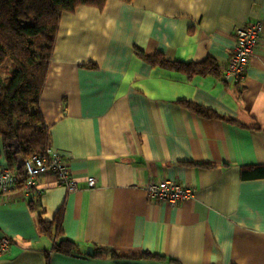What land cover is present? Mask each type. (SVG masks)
<instances>
[{"label": "crops", "instance_id": "0c3cea01", "mask_svg": "<svg viewBox=\"0 0 264 264\" xmlns=\"http://www.w3.org/2000/svg\"><path fill=\"white\" fill-rule=\"evenodd\" d=\"M257 21L264 0H108L64 13L41 107L79 190L48 173L36 177L41 194L0 195V242L12 241L0 264H264V177H251L264 167V31L243 80L228 66L236 28ZM137 49L214 59L219 74L154 66ZM166 180L195 196L151 198L148 184ZM61 211L71 254L39 227Z\"/></svg>", "mask_w": 264, "mask_h": 264}, {"label": "trees", "instance_id": "16d2710c", "mask_svg": "<svg viewBox=\"0 0 264 264\" xmlns=\"http://www.w3.org/2000/svg\"><path fill=\"white\" fill-rule=\"evenodd\" d=\"M108 0H0V142L4 144L9 167L26 181L25 168H18L15 145L25 160L44 155L51 146L50 129L46 123L41 97L46 85L50 63L64 13H74L87 6L103 10ZM130 2L132 0H121ZM137 53L148 63L181 71L189 76L219 74L214 59L182 63L167 60L163 54ZM188 106L199 115L218 117L215 112L198 105ZM251 177H264V167L254 168ZM244 173H247L244 172ZM30 205L34 209L35 202ZM63 211L54 221L40 218V231L56 238L55 249L71 254L76 244L62 236ZM60 239V240H59ZM107 251H100L104 254ZM145 257H156L146 253Z\"/></svg>", "mask_w": 264, "mask_h": 264}, {"label": "built area", "instance_id": "2783aa9c", "mask_svg": "<svg viewBox=\"0 0 264 264\" xmlns=\"http://www.w3.org/2000/svg\"><path fill=\"white\" fill-rule=\"evenodd\" d=\"M263 31L264 25L260 21L236 28L235 45L228 66L229 73L235 76L238 81L243 80L250 60L259 45ZM24 168L26 181L23 183L22 188L19 187L20 178L15 171L7 166L0 169V195H11L18 191L23 195H27L31 191L41 194L42 189L38 187L36 177L39 174L48 173H54L58 177L60 184L68 192L79 190L78 182L72 176L68 163L51 146L44 155H36L26 160ZM88 182L90 187L96 185V179L93 177H90ZM146 191L154 200L167 201L172 205L192 199L195 196L193 188L182 186L171 180L151 181ZM11 244L12 241L10 239H2L0 242V254L8 251Z\"/></svg>", "mask_w": 264, "mask_h": 264}, {"label": "water", "instance_id": "95a60500", "mask_svg": "<svg viewBox=\"0 0 264 264\" xmlns=\"http://www.w3.org/2000/svg\"><path fill=\"white\" fill-rule=\"evenodd\" d=\"M15 146L16 147L14 149V153L16 154L17 166H18V168H22V167H24L26 160L21 156L18 144H16ZM87 253L90 255H93L94 249L92 247L88 248Z\"/></svg>", "mask_w": 264, "mask_h": 264}]
</instances>
